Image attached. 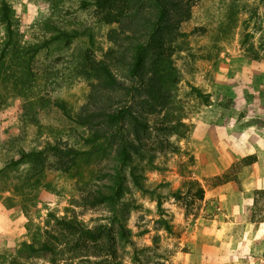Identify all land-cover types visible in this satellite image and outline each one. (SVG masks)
<instances>
[{
    "label": "rangeland",
    "instance_id": "rangeland-1",
    "mask_svg": "<svg viewBox=\"0 0 264 264\" xmlns=\"http://www.w3.org/2000/svg\"><path fill=\"white\" fill-rule=\"evenodd\" d=\"M6 1L17 44L0 78V167L17 158L20 147L58 144L92 153L71 173L55 165L36 175L38 166L27 162L0 174V261L21 259L23 243L52 240L53 254L27 262L264 264V0H170L167 20L173 25L164 52L175 82L169 102L153 113L136 104L137 92L126 95L136 82L106 57L119 43L130 50L125 34L143 30L145 16L155 18L150 0L133 7L136 16L112 23L79 8L80 0ZM54 26L88 27L92 41L82 36L54 42L28 65V46L50 37ZM5 38L0 22V49ZM89 58L107 60L124 85L105 86L101 73L88 67ZM57 102L71 116L131 107L147 123L138 128L139 139L129 134L141 146L140 153L132 152L131 169L156 193H142L129 177L125 210L84 205L80 186L101 182L102 172L117 161L116 142L108 137L101 145L80 143L77 134L87 136L90 129L67 119ZM56 218L100 227L102 237L58 242L50 237L59 236Z\"/></svg>",
    "mask_w": 264,
    "mask_h": 264
},
{
    "label": "trees",
    "instance_id": "trees-1",
    "mask_svg": "<svg viewBox=\"0 0 264 264\" xmlns=\"http://www.w3.org/2000/svg\"><path fill=\"white\" fill-rule=\"evenodd\" d=\"M145 0H80L79 8L94 12L100 16L104 23H112L118 18L129 15L136 16L134 8L139 7ZM155 9V18L145 16L146 27L138 33L125 34L124 38L130 40V50H123L122 44H117L115 48H110L106 52V57L116 61V66L124 67L126 76L133 79L136 85L127 88L125 93L132 97L134 93L140 96L136 104L145 112L153 113L157 107H163L169 102V91L175 82L174 68L170 65L169 58L164 52L166 34L169 33L173 23L167 20L168 4L170 0H150ZM13 10L6 0H0V22L5 26V41L0 49V78L3 72L4 60L8 53L16 47V36L13 23ZM101 17V18H100ZM55 31L50 37L45 38L37 44L28 46V65L40 52L46 50L49 45L57 41L71 42L79 37L85 36L92 41V33L88 27L82 29L67 30L61 27H53ZM247 33L243 39V45L247 41ZM247 51L248 48H246ZM253 56L252 58H255ZM90 70L100 72L104 85L117 88L124 85L114 75L111 64L103 59L96 61L89 58L86 61ZM199 96L200 90L193 87ZM63 115L78 126L90 129L87 136L77 134L80 143L86 146L101 145L100 143L108 137H113L116 150V163L110 170L102 172L101 182L93 181L91 184L83 183L80 186L81 202L84 205L106 204L113 211L125 210L129 205L124 196L127 190L128 178L135 188L142 193H156V188H152L142 182L138 172L132 167V152L140 153L141 146L130 141L129 134L132 132L139 139V127H146L147 123L141 120L134 113L133 109L127 105L116 106L94 112L85 111L71 116L64 102L55 104ZM174 126H170L169 129ZM175 128V127H174ZM173 128V129H174ZM92 153V148L83 149L78 147H60L58 144H49L43 149H26L20 147L17 151V158H9L0 167V174L6 169L18 167L27 162H33L38 167H34L36 175L44 173L45 170L57 165L63 173H71L76 168L78 161ZM48 160L50 162L48 163ZM128 168L129 170H126ZM103 174L107 178L103 181ZM196 193L201 198L203 190L196 189ZM56 226L59 236L51 234V238L60 242V239L71 237L97 240L101 236V228H88L76 219L56 218ZM101 229V230H100ZM124 230V229H123ZM55 244L51 240H44L36 243H23L19 250V258H14L9 262L0 261V264H29L26 259L34 255H50L55 251ZM25 258V259H24Z\"/></svg>",
    "mask_w": 264,
    "mask_h": 264
},
{
    "label": "crops",
    "instance_id": "crops-1",
    "mask_svg": "<svg viewBox=\"0 0 264 264\" xmlns=\"http://www.w3.org/2000/svg\"><path fill=\"white\" fill-rule=\"evenodd\" d=\"M262 106H263V108H264V104H262ZM260 172H262V176H264V168L262 169V170H260ZM262 179H263V177H262ZM260 180V184H259V187H261L262 186V184L261 183H264V180ZM262 187H264V185L262 186Z\"/></svg>",
    "mask_w": 264,
    "mask_h": 264
}]
</instances>
